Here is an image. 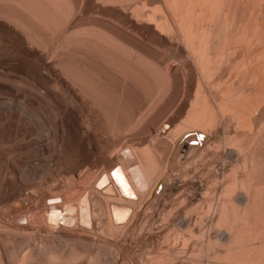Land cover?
<instances>
[{"label":"bare ground","instance_id":"bare-ground-1","mask_svg":"<svg viewBox=\"0 0 264 264\" xmlns=\"http://www.w3.org/2000/svg\"><path fill=\"white\" fill-rule=\"evenodd\" d=\"M124 24H130L132 33L120 30L118 25ZM0 36L12 48L27 41L64 55V65L58 68L64 79H50L45 67H22L26 80L13 82L22 95L13 94L2 103V121H8V112L34 109L33 119L58 141L63 158L64 142L79 131L88 137L91 125L100 138L111 134L114 141L105 138L107 158L101 164L106 166L97 173H75L78 180L57 173L50 181L27 186L29 194L22 199L32 201L29 211H22L26 201L22 209L8 206L4 211L2 206L1 217L9 220L0 222V245L2 251L9 246V256L2 252L0 264L1 255L7 258L3 264L9 257L12 264H35L40 257L39 264H72L79 256L75 243L92 240L82 234L93 223L105 237L126 243L130 237L138 240L153 222L159 226L147 242L179 244L196 264L214 245L222 250L213 255L218 262L264 264V0H0ZM144 43L154 49L153 56ZM16 50L9 53L13 62ZM177 72L189 82L180 83ZM57 88L66 104L57 99L51 116L41 99L53 101ZM77 111L85 117L80 122ZM199 134L204 140L190 146ZM227 156L233 157L231 164ZM14 163L18 180L16 172L9 171V161L5 169L1 164L3 194L12 183L20 192V183L28 185L22 181L25 162L16 158ZM117 166L127 172L133 188L122 179L124 189L137 193V201H124L112 187L100 189L106 183L99 181L101 176ZM113 209L123 212L118 219ZM111 239L106 249L115 251L102 250L106 254L97 259L100 264H117L122 242ZM64 240L69 254L56 248ZM198 241L202 246L197 248ZM159 245L153 247L149 264H174L169 255L176 246ZM86 264H93L91 258Z\"/></svg>","mask_w":264,"mask_h":264},{"label":"rangeland","instance_id":"rangeland-1","mask_svg":"<svg viewBox=\"0 0 264 264\" xmlns=\"http://www.w3.org/2000/svg\"><path fill=\"white\" fill-rule=\"evenodd\" d=\"M154 8H156V7H159L158 5H154L153 6ZM82 20V19H81ZM86 20L87 19H85V18H83V20L82 21H84L83 23H87L86 22ZM126 24H124V25H118V27L119 28H122V29H120V30H123L124 31V29H126L125 31H127L128 33H132V32H130L131 31V28H130V24L128 25H126ZM124 27V28H123ZM126 27V28H125ZM130 28V29H129ZM142 32H145V29H143L142 30ZM144 34V33H143ZM1 37V36H0ZM44 37V39L46 38V39H48V41H49V38L47 37V36H43ZM2 37L0 38V41H2ZM45 39V40H46ZM5 40L3 39V41H2V43L6 46H4L1 42H0V87L1 88H3V92H5V90H6V93H3L2 91H0V107H1V105H2V103L3 102H7V100H8V98H11V97H15L16 96V98L18 97V94H19V92L18 93H16L15 92V90H16V86H17V83H13V82H17V81H14V80H18V83L19 82H21V80L23 81V79H25V77H26V75H25V72L23 71L24 69L22 68L23 66H32V65H36V66H41V68H44L45 67V69H47V70H49V74L51 75V77H50V79H53V80H56V78L57 79H59V77H60V74L58 73V68H60V66H62V65H64L63 63H64V55L63 56H61L60 54H58L59 52H54V50H53V48L51 49V46H47V47H40L39 48V46L37 47V46H32V45H30V44H28V42L27 41H24L23 42V44H21V45H16V47L15 46H13V48H12V45H10L9 43H7L6 41V43L4 42ZM47 41V40H46ZM145 43H147V42H145ZM144 43V44H145ZM8 44H9V47L10 48H8ZM51 45V44H50ZM146 45V44H145ZM18 46V47H17ZM22 49H21V48ZM145 47V51H147L148 52V55L149 56H153L154 54V49H152L151 47H149V44H147L146 46H144ZM8 48V49H7ZM48 48V49H47ZM150 48V49H149ZM11 51H10V50ZM16 49H18V51L16 50ZM12 50H16L17 51V53H18V55H17V58H15V63L12 61L13 60V58H12V54H9V53H12ZM29 51H30V53H29ZM163 51V50H162ZM34 54H36V57L35 58H37V59H35L34 57H32V56H35V55H33V53ZM28 53V54H27ZM50 53V54H49ZM32 54V55H31ZM48 54V55H47ZM52 54H53V56H52ZM147 54V53H146ZM24 55V56H23ZM38 56V57H37ZM41 56V57H40ZM49 57H50V59L51 60H49ZM12 58V59H11ZM27 58V59H26ZM54 58V59H53ZM61 58V59H60ZM3 59V60H2ZM11 59V60H10ZM63 60V61H62ZM32 61V62H31ZM46 61V62H45ZM50 61V62H49ZM12 63V64H11ZM37 63V64H36ZM60 63H62V64H60ZM11 64V65H10ZM40 64V65H39ZM43 64H45V65H43ZM47 64V65H46ZM51 64V65H50ZM16 65H18V66H16ZM11 66V67H10ZM20 66V67H19ZM48 66V67H47ZM51 66V67H50ZM224 66V65H223ZM223 66H222V68H223ZM4 70H3V69ZM16 68H18V70L16 69ZM21 68V69H20ZM221 68V69H222ZM10 69H12V70H10ZM50 69H54L55 70V73H53V74H51L50 73ZM21 70H22V72H21ZM20 72V73H19ZM23 72H24V74H23ZM219 72V70L217 71V70H215L214 71V73L215 74H217ZM1 73H2V75H1ZM15 73H16V75H15ZM44 73H45V71H44ZM5 74V75H4ZM54 74H57L56 76H54ZM4 75V76H3ZM20 75H23V76H21L20 77ZM59 75V76H58ZM177 75H178V77H179V80H180V83H188L189 82V77L187 76V75H183L182 74V72H177ZM7 78H6V77ZM18 76V77H17ZM54 76V77H53ZM22 77H23V79H22ZM63 76H61L60 78H62ZM16 78H21V80L20 79H16ZM27 78V77H26ZM34 78V77H33ZM6 79V80H5ZM62 79H64V77L62 78ZM9 80V81H8ZM26 80V79H25ZM24 80V81H25ZM10 81H12V82H10ZM193 83H195V82H193ZM9 84V85H8ZM43 84V83H42ZM16 85V86H15ZM195 85V84H194ZM10 86V87H9ZM13 86V87H12ZM7 87V88H6ZM46 87V89L48 88V86H45ZM6 88V89H5ZM5 89V90H4ZM8 89H10V90H8ZM52 90H53V88H51ZM55 90H56V92H55ZM54 91H53V93H54V95H55V98L53 99V101L51 100V102H49L46 98H43V99H41V102L42 103H44V108L46 109V111L51 115V116H53V115H55V113H56V111L54 110L55 109V107H54V102H56V100L57 101H59V102H62V103H64V104H66V100H62L61 101V99H65L64 98V96H63V94H61V91L57 88V89H55ZM57 90H58V92H60V93H58L57 92ZM11 91V92H10ZM13 91L15 92V93H13ZM56 93H58V94H56ZM6 94H8V95H10V96H8V95H6ZM12 94V95H11ZM15 96H14V95ZM20 96L22 95V94H19ZM58 95V96H57ZM57 97V98H56ZM61 97V98H60ZM19 98V97H18ZM45 99V100H44ZM60 99V100H59ZM48 102V103H47ZM177 102V101H176ZM175 102V103H176ZM51 104H53V105H51ZM49 105V106H48ZM52 108H54V109H52ZM30 109V110H29ZM29 109H26L25 111H23L24 113H25V115H23L22 113L23 112H20L21 114H18L19 112H17L16 110L15 111H13V112H11V114H9L10 112H8L7 114H8V117H9V119H10V121H9V119H8V123L7 122H5V121H2V119H1V117H0V132H1V134H0V147H2V148H0V175L2 174V173H4L5 171H3L4 169H5V166H3L4 164H6V163H8V161H9V164H7V165H9L10 167H9V171H13L15 174H14V176L15 175H17L15 178H17V180L19 179V175H18V173H17V171H18V169L14 166L15 165V159L17 158L18 160H20L21 162H25L24 163V165L23 166H25V169H24V167H23V170H25V171H23L24 173L22 174L23 175V178L25 179V180H22L23 182H24V184L25 183H27L28 185H22L21 183H20V185L21 186H24L23 187V189H22V191L20 192V190H18V189H16L17 187H16V184L15 183H12L10 186V188H11V190H10V188H8V193H7V191H6V193H7V195H6V193L5 194H3V189H0V209L2 210V208L3 207H5V205H6V208L5 209H3L4 211L8 208V206H9V208H11V209H13V207L15 208V206H18L17 208H23V207H25L24 205H26L27 207H25V208H23L22 209V211L24 210V209H28L27 211H29L30 209V206H31V208H32V206L33 205H31V204H33L32 203V201L31 200H23L24 199V197H26V196H28L27 194H29V191H24V190H27V186H33V185H35L36 183H38V181H50L52 178H53V176L54 177H56L59 173L61 174H63L64 173V176L65 175H70V176H73V177H75L77 180H78V178L76 177L77 176V174L78 173H87V171L90 173H92V171H94L95 173H97L98 172V168H105V166H106V164L104 163L105 161V159L107 158V155H105V154H107V152L105 153L104 151H103V149H102V147L104 146V140H105V138L106 139H108V140H110V141H112V142H114L113 141V139H112V136H111V134H108V135H106V136H104V138L103 137H99V135L96 133V131H95V128L92 126H90V129H89V136H91V137H87V135L85 134V133H83V132H78V134H77V137H76V135L75 136H72V139L70 140V141H65L66 142V144H65V142H64V146L66 145V148L64 149V158H63V155H61L62 154V149H61V147H60V144L58 143V141H55V139L50 135H48V136H46V134L47 133H45L44 134V132H46V130L45 129H41V126H39V124L37 123V121L35 120V119H33L34 117L32 116V115H34V109L32 110L31 108H29ZM27 110H29L30 111V113H29V111H27ZM19 111H20V109H19ZM28 113H27V112ZM0 113L2 114V110H1V108H0ZM77 113H78V117H77V119H78V121L80 122V120L79 119H81V120H83V118L85 119V117H83V114H81V113H79V111H77ZM14 114V115H13ZM27 114V115H26ZM28 115H30V116H28ZM18 116L20 117L19 118V120H18ZM23 116V117H22ZM28 116V117H27ZM82 117V118H81ZM12 118V119H11ZM22 119V120H21ZM12 120H14V121H12ZM12 121V122H11ZM15 121H17V122H15ZM22 121V122H21ZM32 121V122H31ZM13 122H14V125H13ZM20 122V123H19ZM1 123H4V124H1ZM17 125H16V124ZM25 123V124H24ZM33 123V124H32ZM6 124V125H5ZM8 124H10V125H8ZM31 124V125H30ZM24 125V126H23ZM27 125V126H26ZM14 126V127H13ZM15 126H17V127H15ZM3 127V128H2ZM2 128V129H1ZM19 128V129H18ZM26 128V129H25ZM28 128V129H27ZM33 128V129H32ZM8 129H9V131H8ZM31 129V130H30ZM3 130H4V132H3ZM5 130H6V133H5ZM30 130V131H29ZM16 131H17V133H16ZM38 131V132H37ZM43 131V132H42ZM14 132V133H13ZM28 132V133H27ZM29 132H31V134L29 133ZM22 133V134H21ZM34 135H33V134ZM91 133V134H90ZM97 135H96V134ZM19 134V135H18ZM82 134V135H81ZM85 134V136H83ZM2 135V136H1ZM23 135H24V137H23ZM78 135H79V137H78ZM5 136V137H4ZM82 136H83V138H82ZM3 137V138H2ZM35 137H36V140H35ZM42 137V138H41ZM73 137H74V139H73ZM88 139H87V138ZM98 137V138H97ZM49 140H48V139ZM3 139H4V141H3ZM8 139H10V140H8ZM17 139V140H16ZM21 141H20V140ZM43 139H44V141H43ZM76 139H78V140H76ZM79 139H80V141H79ZM82 139H83V141H82ZM39 140V141H38ZM6 141H8V143L6 142ZM13 141V142H12ZM50 141V142H49ZM85 141H87V142H85ZM14 142H15V144H14ZM68 142V143H67ZM71 142V143H70ZM73 142V143H72ZM80 142V143H79ZM3 143H5L4 144V147L3 146H1ZM11 143V144H10ZM82 143V144H81ZM99 143V144H98ZM101 143H102V145H101ZM30 144V145H29ZM34 144H36V145H34ZM50 144V145H49ZM76 144V145H75ZM7 145V146H6ZM9 145V146H8ZM39 145V146H38ZM70 145V147H68ZM76 147H74V146ZM80 145V146H79ZM88 146V148H87V146ZM56 146V147H55ZM13 147V148H12ZM38 147H40V149L38 148ZM28 148H30V149H28ZM99 148V149H98ZM61 149V150H60ZM68 149V150H67ZM81 149V150H80ZM101 149V150H100ZM4 150V151H3ZM28 150V151H27ZM36 150V151H35ZM48 150V151H47ZM70 150V151H69ZM6 151V152H5ZM10 151V152H9ZM102 151V152H101ZM36 152V153H35ZM61 152V153H60ZM104 152V153H103ZM10 153H11V155L12 156H9L10 155ZM41 153V154H40ZM58 153V154H57ZM75 153V154H74ZM102 153V154H101ZM8 154V156H9V158H7L5 155H7ZM4 155V156H3ZM19 155V156H18ZM26 155V156H25ZM69 156H70V158H69ZM104 156H105V158H104ZM108 156H109V154H108ZM4 157V158H3ZM16 157V158H15ZM82 157V158H81ZM103 157V158H102ZM6 158L8 159L7 160V162H6ZM15 158V159H14ZM26 158V159H25ZM99 158V159H98ZM5 159V160H4ZM77 159V160H76ZM83 159V160H82ZM14 160V161H13ZM72 160V161H71ZM97 160V161H96ZM100 160V161H99ZM2 161H4V162H2ZM13 161V163L12 164H14L13 165V169H12V166L10 165V163ZM29 161H31V162H29ZM64 161V162H63ZM66 161V162H65ZM86 161V162H85ZM102 161H104L102 164H101V162ZM226 161L227 162H229L230 164L232 163V161H233V157L231 156V157H229V156H227V158H226ZM59 162V163H58ZM73 162V163H72ZM3 163V164H2ZM57 163V164H56ZM68 163V164H67ZM1 164H2V166H3V168H2V171H1ZM34 164V165H33ZM66 164V165H65ZM69 165V166H68ZM71 165V166H70ZM83 165V166H82ZM103 167H102V166ZM38 166V167H37ZM64 166V167H63ZM76 167V168H75ZM80 167V168H79ZM95 167V168H94ZM12 170H11V169ZM14 168H16L17 170L15 171V169ZM70 168V169H69ZM83 168V169H82ZM227 168H229V165L227 166ZM63 169V170H62ZM39 170V171H38ZM72 170V171H71ZM73 170L75 171V172H73ZM96 170H97V172H96ZM101 170V169H100ZM99 170V171H100ZM62 171V172H61ZM79 171V172H78ZM93 172V173H94ZM58 173V174H57ZM66 173V174H65ZM75 173H77V174H75ZM53 174V175H52ZM56 174V175H55ZM4 175V174H3ZM3 175H1L2 176V178H3ZM11 176V175H10ZM26 177V178H25ZM2 178H0V179H2ZM12 178H13V176H12ZM21 178H22V176H21ZM30 180V182H28ZM2 182V181H1ZM15 184V185H14ZM2 185V184H1ZM0 185V186H1ZM14 185V186H13ZM13 187V188H12ZM16 187V188H15ZM26 187V188H25ZM98 189V188H97ZM9 190H10V192H9ZM19 192H18V191ZM13 191V192H12ZM22 192H24V196L22 195V197H20L21 195H20V193L22 194ZM18 194L20 195L19 197H17L18 196ZM20 198L23 200H20ZM19 200V201H18ZM2 201H3V203H2ZM24 201H26L27 203H24V205L22 206V204H23V202ZM17 203V204H16ZM20 203V204H19ZM16 204V205H15ZM30 204V205H29ZM19 205H21L22 207H20ZM3 206V207H2ZM29 207V208H28ZM8 208V209H9ZM0 210V211H1ZM3 211V212H4ZM3 212L1 211L0 212V222H6L7 224H8V220L9 219H5V218H3V217H1L2 216V214H3ZM23 212H26V210H24ZM122 211H120V209H113V216L115 217V219H118L117 217H119V216H121L122 215ZM3 218V219H2ZM10 222V221H9ZM155 223V224H154ZM157 222H153V228H152V226H151V228H150V230H146L147 232H149V233H147L145 230H143L142 232H141V235L143 236H141V235H139L140 236V238H139V236H137L138 238V240H136V237H130L131 239H129L126 243H124V241H123V239H118V241L116 240V239H111V238H108V237H110V236H108V235H106V237L104 236L105 235V233H103L101 230H99L98 231V229H97V226L93 223V226H91V230H88V229H90V228H86L87 229V231L86 232H84L82 235H83V237H88L90 240L92 239L93 241H94V243H93V241L91 240V241H89V243H93V244H95V245H91V244H87V243H81V245L78 243V244H76L75 243V246H76V248H77V250L79 251V256H77L72 262H70V263H74L75 264V262H77V261H79V262H77L76 264H81V263H87L88 261H89V259L91 258V261L93 262V264H100L99 263V261H97V259L98 260H100V261H102V259H103V254L105 255L106 254V252L107 251H110L111 253H114V251H115V248L114 247H112L111 249H109V250H107L106 248L108 247V246H110V245H108L107 246V244H113L111 241H110V239L111 240H116V242H118L119 244H121V242H122V247H120V255L119 256H116V258H119L120 260H122L123 258H127V259H133V261L134 262H136L137 263V261H138V264H149L150 263V261H147V260H151L154 256H155V254H153V252H151V251H153L155 248H153V247H157L158 248V246L157 245H159L160 244V240H158L159 241V244L157 243L158 241H154V242H150V241H146V240H148L153 234H155L156 233V231H157V229L156 228H158L157 226H159V224L157 223ZM155 225V226H154ZM93 227H96V228H93ZM96 229V230H95ZM154 229V230H153ZM212 231L210 232L211 233V235L213 236L214 235V233H215V230L214 229H211ZM89 231V232H88ZM96 231V232H95ZM144 232H145V235H144ZM153 234H152V233ZM3 234H5L4 232H2ZM1 233V234H2ZM87 233V234H86ZM151 233V234H150ZM97 234V235H96ZM146 234H147V237H146ZM88 235V236H87ZM150 235V236H149ZM1 236V235H0ZM104 236V237H103ZM104 239H106V240H104ZM109 239V240H108ZM134 239V240H133ZM131 240H133L134 241V243L133 242H131ZM144 240V241H143ZM104 241V242H103ZM136 241H138V242H136ZM140 241V242H139ZM66 242V243H65ZM107 242V243H106ZM144 242H146V243H143ZM156 242V243H155ZM198 242H200V241H198ZM198 242H196L195 243V247H201L202 246V243L200 242L199 244L200 245H198L197 243ZM102 243H104L105 245H102ZM136 243V244H135ZM142 243V244H141ZM154 243V245H156V246H153L152 244ZM37 244H38V246H37V248H36V245H35V248H33V249H35V251L34 252H36L37 250H38V247H39V243L37 242ZM67 241H65L64 240V245H62V243L60 244V245H58L57 244V246H56V248L57 247H60L61 249H62V251L64 252V254H69L70 252V250H69V247H67ZM87 244V245H86ZM125 244V245H124ZM127 244V245H126ZM142 246H141V245ZM165 245L166 246V248H171L173 245L171 244H169L168 246H167V244H165V243H161L159 246L161 247V245ZM80 245V246H79ZM88 245H91L90 247H89V249H88ZM128 245H130V248L128 249L127 248V246ZM134 245V246H133ZM144 245V246H143ZM146 245H148V247H151L150 245H152L153 247H151V248H148L147 250H145L146 249ZM163 245H162V247H163ZM1 247H0V254H2V252H3V254H4V252H5V256L6 257H8L9 255H7V253H6V250H7V252H8V250H9V246H8V249L6 248L4 251H2L4 248L2 247V245H0ZM83 246H84V248H83ZM99 246V247H98ZM101 246V247H100ZM139 246H141L140 248H138ZM164 246V247H165ZM174 246H176V247H174ZM173 247H174V249H176V250H174V249H172V251H171V249L169 250V251H171V254L169 255V257L170 258H174L173 259V262H175L174 264H185V263H195V261L196 260H194V259H192L191 257L189 258V255L187 254V252L185 251V250H183L182 249V247H181V245H179V244H177V245H174ZM193 246V248L194 249H197V248H195ZM217 245H214V246H210V251H209V253H208V255H206V256H204V257H199L198 258V260H197V264H227V262L225 263H223V262H221L220 260V262H218V261H216V260H218V259H215L214 257H213V255L214 254H219L220 252H222V250L220 249V247L218 246V247H216ZM96 249H95V248ZM133 247V248H132ZM143 247H145V248H143ZM163 247V248H164ZM212 247V248H211ZM213 247H216V248H213ZM1 248H3L2 250H1ZM103 248V249H102ZM104 248H105V250H104ZM122 248V249H121ZM138 248V249H137ZM10 249H11V247H10ZM97 249H99V253L97 254V255H95L94 254V250H97ZM112 249H114L113 251H111ZM131 249V250H130ZM140 249H142V250H140ZM178 249V250H177ZM106 251V252H103V251ZM132 250H133V252H132ZM137 250H140L139 251V253L137 252ZM183 250V251H182ZM218 252H217V251ZM100 251H102V252H100ZM136 251V253H134ZM141 251H142V253H141ZM145 251V252H144ZM148 251V252H147ZM150 251V252H149ZM178 251V252H177ZM81 252V253H80ZM144 252V253H143ZM174 252V253H173ZM180 252V253H179ZM182 252H184V253H182ZM93 253V254H92ZM101 253H102V255H101ZM176 253V254H175ZM178 253V254H177ZM186 253V254H185ZM128 254V255H127ZM132 254H133V257H132ZM135 254H137V255H139V256H143V257H141V258H143V259H141V260H139V258L138 257H136L135 256ZM141 254H143V255H141ZM175 254V255H174ZM82 255V256H81ZM93 255V256H92ZM131 255V256H130ZM152 255V256H151ZM178 255V256H177ZM2 257V261L4 262V263H7L6 261L7 260H5V259H7L4 255H1ZM103 256V257H102ZM127 256V257H126ZM177 256V257H176ZM188 256V257H187ZM82 257V258H81ZM88 257V258H87ZM130 257V258H129ZM132 257V258H131ZM168 257V256H167ZM212 257V258H211ZM39 258V257H38ZM38 258H36V260L35 261H37L38 262ZM138 258V259H137ZM40 259H41V257L39 258V262H40ZM81 259H85V260H87L86 262L85 261H83V262H81L80 263V261H81ZM119 259H117V264H118V262H119V264H122L123 263V261L121 262ZM135 259V260H134ZM9 260H11V258L9 257ZM8 260V264H12V262L11 261H9ZM76 260V261H75ZM137 260V261H136ZM191 260H193V261H191ZM97 261V262H96ZM141 261V262H140ZM3 262H2V264H3ZM39 262L38 263H35V264H39ZM41 263V262H40ZM165 263H167L168 264V262L166 261ZM34 264V263H33ZM65 264H67V263H65ZM196 264V263H195Z\"/></svg>","mask_w":264,"mask_h":264}]
</instances>
